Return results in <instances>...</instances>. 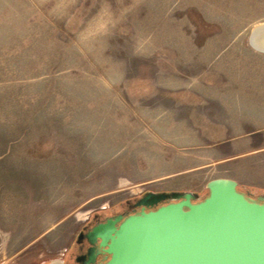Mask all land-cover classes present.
I'll return each instance as SVG.
<instances>
[{
  "label": "rangeland",
  "instance_id": "374dc122",
  "mask_svg": "<svg viewBox=\"0 0 264 264\" xmlns=\"http://www.w3.org/2000/svg\"><path fill=\"white\" fill-rule=\"evenodd\" d=\"M262 24L264 0H0V264L56 263L146 192L206 197L211 140L263 147Z\"/></svg>",
  "mask_w": 264,
  "mask_h": 264
},
{
  "label": "water",
  "instance_id": "95a60500",
  "mask_svg": "<svg viewBox=\"0 0 264 264\" xmlns=\"http://www.w3.org/2000/svg\"><path fill=\"white\" fill-rule=\"evenodd\" d=\"M249 43L264 53V24ZM206 188L203 199L193 192H148L137 203L139 213L109 219L87 237L100 241L110 257L104 264H264V196L252 199L228 178Z\"/></svg>",
  "mask_w": 264,
  "mask_h": 264
},
{
  "label": "flooded vegetation",
  "instance_id": "af4514ba",
  "mask_svg": "<svg viewBox=\"0 0 264 264\" xmlns=\"http://www.w3.org/2000/svg\"><path fill=\"white\" fill-rule=\"evenodd\" d=\"M146 193L119 202L106 210L93 212L92 215L85 220L84 224L78 228L69 245L63 250L61 258L53 264H92L90 262L92 256H95L94 264H104L110 257L103 252V249L100 247V241L91 243L87 235L95 226L106 223L109 219H115L118 216H122L125 219L130 215L139 213L142 208L138 207L137 203ZM259 197L251 198L256 200ZM146 211L148 212L149 210L147 209Z\"/></svg>",
  "mask_w": 264,
  "mask_h": 264
},
{
  "label": "crops",
  "instance_id": "0c3cea01",
  "mask_svg": "<svg viewBox=\"0 0 264 264\" xmlns=\"http://www.w3.org/2000/svg\"><path fill=\"white\" fill-rule=\"evenodd\" d=\"M210 146L215 149L211 154V161L207 163V167L218 169L219 174L215 176L213 179L217 178H228L236 181L238 186L242 189H253L255 191H263L264 190V179H261L257 176L252 175L247 166L249 164L261 163L263 160L254 159L256 155L260 154L263 147H252L250 142H242L237 145L232 154H226V152L221 151L219 149L217 141L214 143V140H211ZM235 152V153H234ZM242 157L240 159H236ZM236 159V161H234ZM245 159V161H243ZM248 159V160H247ZM240 161H243L239 163ZM237 162V163H236ZM234 163V165H231Z\"/></svg>",
  "mask_w": 264,
  "mask_h": 264
},
{
  "label": "trees",
  "instance_id": "16d2710c",
  "mask_svg": "<svg viewBox=\"0 0 264 264\" xmlns=\"http://www.w3.org/2000/svg\"><path fill=\"white\" fill-rule=\"evenodd\" d=\"M253 191H255V190H253V189H245V190H244V192L248 193L251 197H256V196H254V195L252 194ZM203 198H204V197H203ZM203 198H201V199H203Z\"/></svg>",
  "mask_w": 264,
  "mask_h": 264
}]
</instances>
